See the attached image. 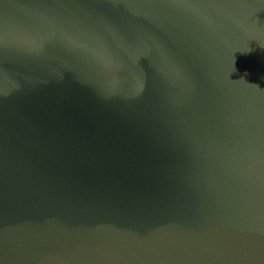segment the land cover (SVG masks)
<instances>
[{
    "label": "water",
    "instance_id": "1",
    "mask_svg": "<svg viewBox=\"0 0 264 264\" xmlns=\"http://www.w3.org/2000/svg\"><path fill=\"white\" fill-rule=\"evenodd\" d=\"M0 264H264V0H0Z\"/></svg>",
    "mask_w": 264,
    "mask_h": 264
}]
</instances>
